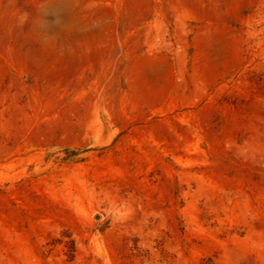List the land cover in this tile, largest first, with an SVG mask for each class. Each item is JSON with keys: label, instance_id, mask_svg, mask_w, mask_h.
Listing matches in <instances>:
<instances>
[{"label": "rangeland", "instance_id": "374dc122", "mask_svg": "<svg viewBox=\"0 0 264 264\" xmlns=\"http://www.w3.org/2000/svg\"><path fill=\"white\" fill-rule=\"evenodd\" d=\"M0 264H264V0H0Z\"/></svg>", "mask_w": 264, "mask_h": 264}]
</instances>
